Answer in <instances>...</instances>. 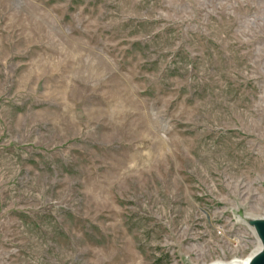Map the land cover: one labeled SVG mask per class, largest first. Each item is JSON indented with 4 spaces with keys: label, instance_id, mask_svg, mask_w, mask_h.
<instances>
[{
    "label": "rangeland",
    "instance_id": "1",
    "mask_svg": "<svg viewBox=\"0 0 264 264\" xmlns=\"http://www.w3.org/2000/svg\"><path fill=\"white\" fill-rule=\"evenodd\" d=\"M264 219V0H0V264L243 260Z\"/></svg>",
    "mask_w": 264,
    "mask_h": 264
},
{
    "label": "water",
    "instance_id": "2",
    "mask_svg": "<svg viewBox=\"0 0 264 264\" xmlns=\"http://www.w3.org/2000/svg\"><path fill=\"white\" fill-rule=\"evenodd\" d=\"M248 225L254 229L261 244V250L250 259L249 264H264V219L249 220Z\"/></svg>",
    "mask_w": 264,
    "mask_h": 264
},
{
    "label": "bare ground",
    "instance_id": "3",
    "mask_svg": "<svg viewBox=\"0 0 264 264\" xmlns=\"http://www.w3.org/2000/svg\"><path fill=\"white\" fill-rule=\"evenodd\" d=\"M248 221H247V224H248ZM250 228L252 230V234L255 235V237L257 239V242H258V247H257V249H256V251L254 253H252L250 256H248L246 259H243V260H233V261H231L229 263L216 262V263H212V264H249L250 259L261 250V244L259 242V239H258L254 229L252 227H250Z\"/></svg>",
    "mask_w": 264,
    "mask_h": 264
}]
</instances>
